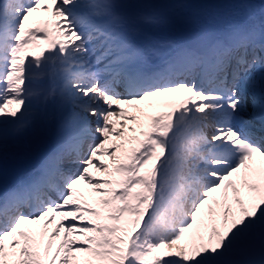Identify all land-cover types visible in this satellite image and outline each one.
I'll list each match as a JSON object with an SVG mask.
<instances>
[{"label":"snow or ice","instance_id":"6c2138e0","mask_svg":"<svg viewBox=\"0 0 264 264\" xmlns=\"http://www.w3.org/2000/svg\"><path fill=\"white\" fill-rule=\"evenodd\" d=\"M176 7L0 0V160L56 128L0 189V264H264V0L159 38Z\"/></svg>","mask_w":264,"mask_h":264},{"label":"bare ground","instance_id":"6f19581e","mask_svg":"<svg viewBox=\"0 0 264 264\" xmlns=\"http://www.w3.org/2000/svg\"><path fill=\"white\" fill-rule=\"evenodd\" d=\"M210 0H201L196 3L190 2V0H154L156 3L163 4H185L187 7H176L174 9L164 8L162 9L163 13L169 17V23L161 26L160 28L154 30V34L161 39H173L174 34L181 28H191L196 20H204L210 18H216L217 12L213 10L209 6ZM241 2H246L244 0H235L232 5V8H229L230 11H239L234 6ZM51 8V5H49ZM51 15V11L48 12ZM34 15H38V13H34ZM253 15L256 18L260 16V9L257 7L253 10ZM35 104V102H33ZM14 107V106H12ZM170 110L167 107L162 108L161 111ZM56 132L55 125H51L45 131L36 134L29 133V135L25 138L26 142L32 145V149L29 154H24L23 152L13 156L9 155L8 158L3 160V163L0 166V189L5 187H11L18 179L24 177L26 173L31 171L33 165V156H31L32 152L37 150L42 145H47L50 142V138L52 136L54 138ZM259 142V141H258ZM105 159H107L105 157ZM257 164V167L264 168V157H260L258 155L254 156L253 159L249 162V164L253 167L254 164ZM243 171L240 174H236L235 181L236 187L241 188L242 195L246 192L245 189L242 188L240 184V177L243 175ZM95 174L98 172L95 170ZM84 188V186H83ZM245 203H247V199H245ZM232 206V205H231ZM233 207V206H232ZM56 220L59 221L60 217L57 216Z\"/></svg>","mask_w":264,"mask_h":264},{"label":"rangeland","instance_id":"374dc122","mask_svg":"<svg viewBox=\"0 0 264 264\" xmlns=\"http://www.w3.org/2000/svg\"><path fill=\"white\" fill-rule=\"evenodd\" d=\"M199 1H201V0H191V2L192 3H196V2H199ZM235 0H210L209 1V6L210 7H212L216 12H217V14H216V19H224V20H229V19H231L232 17H233V13H235V11H230V9L229 8H232L233 6L232 5H230L231 3H233ZM244 1H246V2H248V3H252V4H255V5H259L260 3H261V0H244ZM38 13V15H34V13L32 14V20L34 21V20H44V19H51V15H49V14H44V13H46V12H44V11H38L37 12ZM42 14H44V15H42ZM184 31H187L188 29L187 28H185V29H183ZM180 32L179 31H177L175 34H174V36H173V38L174 39H178L177 38V35L179 34ZM35 51H39V49H36ZM156 100H158V99H153V103H155V101ZM160 108H161V106H159V107H157V108H154L152 111L153 112H155V113H158L159 111H160ZM127 111L129 112V113H134V109H132V108H128L127 109ZM139 131V130H138ZM132 135V134H131ZM39 150H42V148H40ZM34 153V152H33ZM3 160H0V163L2 162ZM89 171L91 172L92 171V168H90L89 169ZM100 174H103V173H101L100 172ZM96 178H99V179H103V178H100L99 177V175H96ZM88 186H86V188H87ZM228 192H229V196H230V200H229V203L233 206V209H237V208H239L240 206L239 205H236L235 203H234V201L231 199V197H232V195H233V193H232V189H228ZM212 195V197H213V199H219L220 198V193L219 192H217V193H213V194H211ZM212 207L217 211V212H219V209L218 208H216V205L215 204H213L212 205ZM201 214H206V210H204V209H202V213ZM198 219H199V216H198ZM231 217L229 218V220L231 221ZM195 227L196 226H194V229H191V230H189V233H186V236H185V238L187 239L190 235H191V233L195 230ZM51 228V227H50ZM59 241H57L56 243H58Z\"/></svg>","mask_w":264,"mask_h":264}]
</instances>
